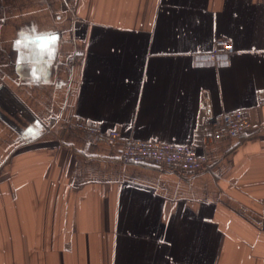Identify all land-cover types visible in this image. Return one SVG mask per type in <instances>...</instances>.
Masks as SVG:
<instances>
[{
	"label": "crops",
	"instance_id": "obj_1",
	"mask_svg": "<svg viewBox=\"0 0 264 264\" xmlns=\"http://www.w3.org/2000/svg\"><path fill=\"white\" fill-rule=\"evenodd\" d=\"M219 41L237 53L201 65ZM263 90L264 0H0V264H264ZM127 138L208 166L124 163Z\"/></svg>",
	"mask_w": 264,
	"mask_h": 264
},
{
	"label": "built area",
	"instance_id": "obj_2",
	"mask_svg": "<svg viewBox=\"0 0 264 264\" xmlns=\"http://www.w3.org/2000/svg\"><path fill=\"white\" fill-rule=\"evenodd\" d=\"M236 53L237 51L231 42L219 41L213 53L206 56L200 64L226 65L229 58ZM83 61V56L76 59L78 63H83ZM74 62V59L70 60V64ZM256 99L257 105L264 107V90L257 93ZM211 121L214 141H220L227 137L238 138L252 127L251 110L242 108L224 112ZM68 124L76 130L104 139L108 143H114L121 137L118 130L105 131L99 123L79 116H73ZM120 158L124 163L154 165L182 171L204 170L208 166V159L199 156L194 145L178 144L172 140L127 138L120 150ZM262 213L264 215V202Z\"/></svg>",
	"mask_w": 264,
	"mask_h": 264
},
{
	"label": "snow or ice",
	"instance_id": "obj_3",
	"mask_svg": "<svg viewBox=\"0 0 264 264\" xmlns=\"http://www.w3.org/2000/svg\"><path fill=\"white\" fill-rule=\"evenodd\" d=\"M55 39H56L55 36H46V35H44V34H42V35L39 36V37H36V40L44 41L45 44H46L47 42H49V41H50L51 43H54V42H55ZM18 45H19V42H18ZM32 54H39V46H38L37 50H36L35 52H33Z\"/></svg>",
	"mask_w": 264,
	"mask_h": 264
}]
</instances>
